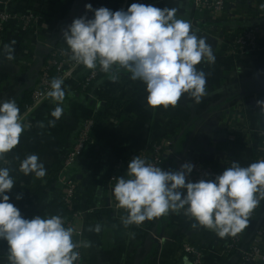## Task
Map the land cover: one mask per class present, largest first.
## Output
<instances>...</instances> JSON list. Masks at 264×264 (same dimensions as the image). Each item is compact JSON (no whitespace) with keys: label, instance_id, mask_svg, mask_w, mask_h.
<instances>
[{"label":"crops","instance_id":"crops-1","mask_svg":"<svg viewBox=\"0 0 264 264\" xmlns=\"http://www.w3.org/2000/svg\"><path fill=\"white\" fill-rule=\"evenodd\" d=\"M122 1L0 0V8L34 16L28 29L23 22L14 21L0 32V51L15 41L14 60L0 55V101L15 100L28 126L18 146L4 158L15 182L7 193L10 203L27 219L61 214L62 186L54 173L72 149L84 120L94 116V144L87 146L67 171L79 182L82 215L72 229L73 241L80 244L82 264H183L187 256L181 244L185 241L201 249L203 264H239L241 252L264 230V200L256 215L250 216L248 228L234 237L236 247L229 250L233 237L222 239L203 227H193L196 222L183 210L125 227L121 218L128 213L118 207L113 190L117 178H127L130 157L162 138L172 142L174 153L166 161V171H179L180 160L189 156L209 161L221 157L241 166L258 161L264 145V112L256 104L264 100V2L238 0L223 14L205 13L199 19L194 0H148L161 9L177 8V16L188 20L193 31L213 48L215 63L197 66L207 77V94L199 104L185 95L175 108L153 110L146 102V85L132 81L126 71H120L116 82L104 74L85 88L80 80L90 70L84 67L64 88V112L54 126L49 122L55 119L50 113L56 105L50 98L31 112L23 110L45 60V47L62 42L63 31L74 19L92 13L86 12V5L117 11ZM253 28L262 32L258 51L232 54L228 50L222 54V48L238 34ZM31 154L44 163V178L19 171L20 162ZM120 161L126 164L118 171ZM18 195L22 197L19 200ZM96 225H100L99 233L94 230ZM7 247L6 241H0L4 264ZM262 249L264 252V237Z\"/></svg>","mask_w":264,"mask_h":264},{"label":"clouds","instance_id":"clouds-1","mask_svg":"<svg viewBox=\"0 0 264 264\" xmlns=\"http://www.w3.org/2000/svg\"><path fill=\"white\" fill-rule=\"evenodd\" d=\"M85 8L94 12L93 17L76 18L63 31L75 66L99 68L113 82L121 70L126 71L132 81L146 85V102L153 110L175 108L185 95L196 104L202 101L207 94V77L197 66L202 62L214 64L216 57L192 24L177 16V8L141 3L131 4L126 11L106 7L94 10L90 4ZM14 45L15 41L3 45L0 55L14 60ZM63 84V77L53 78L50 90L42 94L56 105L50 113L55 118L49 122L53 126L64 112ZM256 104L264 112V100ZM24 119L15 100L0 101V241L8 246L7 264H76L80 244L73 241L74 230L65 226L64 219L60 215L24 218L7 195L15 182L4 158L20 143L28 127ZM193 168L186 162L179 171H164L139 156L131 159L127 178H117L113 190L118 207L128 213L121 218L122 224L140 226L183 210L196 222L193 227H203L222 239L248 228L251 214L264 200V159L247 166L232 162L214 179L198 182L187 179ZM19 171L38 179L46 176L45 165L36 154L24 158ZM94 230L99 233L100 225ZM183 264H189L187 257Z\"/></svg>","mask_w":264,"mask_h":264},{"label":"built area","instance_id":"built-area-1","mask_svg":"<svg viewBox=\"0 0 264 264\" xmlns=\"http://www.w3.org/2000/svg\"><path fill=\"white\" fill-rule=\"evenodd\" d=\"M238 0H194V7L198 13L202 15L205 13L212 14H223L227 11L226 4L234 5ZM133 3L141 4H151L148 0H124L118 7V10H126V7ZM34 16L21 15L18 13L9 12L6 8H0V32L4 31L6 24L14 21H21L25 25V29H28ZM261 29L253 28L248 29L240 34L229 44V51L232 54H246L254 53L260 48V37ZM46 49V59L42 63L37 78L31 88L29 102L23 105V110L25 113L33 111L37 106H39L46 99L42 94H46L50 90V82L53 78L63 77L64 84L63 88H66L72 81L77 77L80 69L84 66H75L74 61L70 59L71 52L66 51L55 46L47 45ZM70 73V74H69ZM102 73L99 68L95 70H90L87 75H85L80 83L87 88L92 82H94ZM97 126V121L94 116H90L85 119L83 126L79 130L77 137L75 139L72 149L67 153V155L61 161L58 169L56 170L55 178L58 183L62 186L61 203L66 209L70 217L65 214H60V216L65 221L66 227L73 228L76 221L82 215V210L80 209V204L78 203V188L79 182L74 177L67 175L68 169L73 166L77 159L83 154L87 146L93 145L94 140L91 137L94 129ZM172 142L167 138H162L159 142L147 146L145 149L140 151L137 155L130 157V160L135 156H139L145 159L146 162L151 163L156 167H161L166 171V161L167 158L171 157L174 153L171 150ZM264 159V145L260 147L258 153V160ZM182 165L189 162L194 165L191 175L187 178L191 182H198L202 178L214 179L215 176L221 174L226 167L230 166L227 160L221 157L217 161H209L205 158L198 157H185L180 160ZM125 161H120L118 163L117 170L120 171L125 166ZM259 206L253 211L251 216H255L258 211ZM264 237V230L258 233V238L253 242V245L245 251L241 252L239 264H264V252L262 249V238ZM237 245V238H232L228 249L232 250ZM183 253L190 259L189 264H203V252L197 246L192 243L185 241L181 244ZM80 258L76 264H82V254L79 249Z\"/></svg>","mask_w":264,"mask_h":264},{"label":"trees","instance_id":"trees-1","mask_svg":"<svg viewBox=\"0 0 264 264\" xmlns=\"http://www.w3.org/2000/svg\"><path fill=\"white\" fill-rule=\"evenodd\" d=\"M244 1H248V0H244ZM250 1H259V2H264V0H250ZM123 2V1H122ZM242 2H243V0H242ZM121 4V3H120ZM119 4V5H120ZM119 5H118V7H119ZM130 6V5H129ZM129 6H127L126 7V10L128 9V7ZM226 6H227V8H229L231 5H229V4H226ZM118 10V9H117ZM125 10V11H126ZM197 12V11H196ZM93 15H94V12H92L89 16H87L89 19H91L92 17H93ZM202 14L201 13H198L197 12V15H196V17L197 18H199V19H202ZM55 47L56 48H60V49H63V50H66V51H70L68 48H67V45L64 43V40L62 41V42H60V43H58L57 45H55ZM223 47V46H222ZM229 44H227V45H225V47H223L222 48V54H225L228 50H229ZM45 59H46V57H45ZM45 61V60H44ZM44 63V62H43ZM105 73H102L101 75H104ZM26 102H29V99H28V101H26ZM88 118V117H87ZM85 121V120H84ZM97 121V120H96ZM159 142V141H158ZM156 143H157V141H156ZM153 144H155V142L153 143ZM153 144H150V145H148V146H151V145H153ZM168 159V158H167ZM230 166H231V164H230ZM58 169V168H57ZM56 169V170H57ZM78 196V195H77ZM79 201H80V198L78 197V203H79ZM67 211H66V209L64 208V206L63 205H61V214H65ZM70 213H66V215H68L69 217L71 216V215H69Z\"/></svg>","mask_w":264,"mask_h":264}]
</instances>
